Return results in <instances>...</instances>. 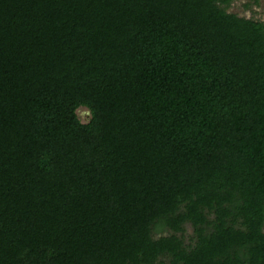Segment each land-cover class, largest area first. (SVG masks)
Instances as JSON below:
<instances>
[{"label":"trees","instance_id":"16d2710c","mask_svg":"<svg viewBox=\"0 0 264 264\" xmlns=\"http://www.w3.org/2000/svg\"><path fill=\"white\" fill-rule=\"evenodd\" d=\"M229 2L0 0V264H264V23Z\"/></svg>","mask_w":264,"mask_h":264},{"label":"rangeland","instance_id":"374dc122","mask_svg":"<svg viewBox=\"0 0 264 264\" xmlns=\"http://www.w3.org/2000/svg\"><path fill=\"white\" fill-rule=\"evenodd\" d=\"M226 10L264 23V0H230ZM75 112L81 122L88 119V111L85 107H78ZM189 235L190 228L186 225L183 233L184 242H187Z\"/></svg>","mask_w":264,"mask_h":264}]
</instances>
